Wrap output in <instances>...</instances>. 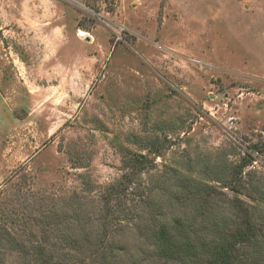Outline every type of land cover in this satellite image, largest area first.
I'll list each match as a JSON object with an SVG mask.
<instances>
[{
    "label": "rangeland",
    "instance_id": "1",
    "mask_svg": "<svg viewBox=\"0 0 264 264\" xmlns=\"http://www.w3.org/2000/svg\"><path fill=\"white\" fill-rule=\"evenodd\" d=\"M261 142L264 0H0V224L12 232L3 215H68L72 198L85 230L97 223L127 154L154 161L149 184ZM117 227L123 264H162ZM2 264L22 262L3 248Z\"/></svg>",
    "mask_w": 264,
    "mask_h": 264
},
{
    "label": "trees",
    "instance_id": "2",
    "mask_svg": "<svg viewBox=\"0 0 264 264\" xmlns=\"http://www.w3.org/2000/svg\"><path fill=\"white\" fill-rule=\"evenodd\" d=\"M258 153H264V142L248 146L237 163L215 160L197 173L193 162H187L161 176L152 175L149 184L142 179L152 171L154 161L127 154L122 158L121 179L100 191L101 216L97 223L87 222L88 232L80 221L83 213L75 206L76 198L67 204L72 209L68 215L52 212L46 219L10 220L3 215L13 232L0 224V264L3 248L22 264H72L67 249L83 255L81 264H123L129 243L117 238L121 223L131 231L139 250L147 249L150 262L264 264L263 178L247 170Z\"/></svg>",
    "mask_w": 264,
    "mask_h": 264
},
{
    "label": "bare ground",
    "instance_id": "3",
    "mask_svg": "<svg viewBox=\"0 0 264 264\" xmlns=\"http://www.w3.org/2000/svg\"><path fill=\"white\" fill-rule=\"evenodd\" d=\"M80 36H83V34H80Z\"/></svg>",
    "mask_w": 264,
    "mask_h": 264
}]
</instances>
